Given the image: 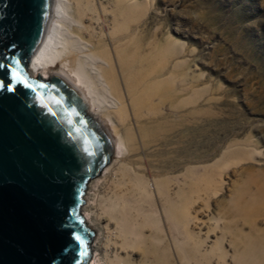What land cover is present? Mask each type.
I'll return each mask as SVG.
<instances>
[{
    "label": "rangeland",
    "instance_id": "374dc122",
    "mask_svg": "<svg viewBox=\"0 0 264 264\" xmlns=\"http://www.w3.org/2000/svg\"><path fill=\"white\" fill-rule=\"evenodd\" d=\"M84 2L86 25L118 29L104 41L123 47V82H139L164 56L140 156L127 162L128 175L111 173L100 197L126 193L140 177L162 235L171 234L172 264H264V0ZM159 182L188 221L167 220ZM91 231L92 245L101 234Z\"/></svg>",
    "mask_w": 264,
    "mask_h": 264
},
{
    "label": "water",
    "instance_id": "95a60500",
    "mask_svg": "<svg viewBox=\"0 0 264 264\" xmlns=\"http://www.w3.org/2000/svg\"><path fill=\"white\" fill-rule=\"evenodd\" d=\"M51 6L0 0V83L15 86L0 88V264H89L94 232L80 206L113 155L68 81L28 77Z\"/></svg>",
    "mask_w": 264,
    "mask_h": 264
},
{
    "label": "bare ground",
    "instance_id": "6f19581e",
    "mask_svg": "<svg viewBox=\"0 0 264 264\" xmlns=\"http://www.w3.org/2000/svg\"><path fill=\"white\" fill-rule=\"evenodd\" d=\"M89 9L90 4L84 0H52L47 28L31 58L28 77L34 80L40 74L41 80H49L50 75L56 74L64 78L85 102L86 116L100 123L111 139L113 161L87 183L88 201L81 210L87 228L101 234L91 245L93 258L91 255L89 264H172L171 243L167 239L171 234L162 235L167 229L161 227L157 210L151 206L153 196L148 195L140 177L133 176L132 190H120L108 199L100 197L102 185L111 173L119 170L128 175L127 162L140 156L145 138L143 120L151 114L149 100L158 82L153 75L160 67L159 57L164 56L150 60L151 66L139 74V82H123L118 68L123 47H111L104 41L116 37L118 29L107 26L97 32L86 25L83 18ZM131 57L139 60L137 53ZM157 189L165 202L162 209L167 220L188 221L186 208L171 201L166 183L159 182ZM162 250L165 255H158ZM196 252L200 254L199 249Z\"/></svg>",
    "mask_w": 264,
    "mask_h": 264
},
{
    "label": "snow or ice",
    "instance_id": "6c2138e0",
    "mask_svg": "<svg viewBox=\"0 0 264 264\" xmlns=\"http://www.w3.org/2000/svg\"><path fill=\"white\" fill-rule=\"evenodd\" d=\"M12 63L15 64V63H17V61L13 60ZM13 77L15 78V72H14V70H13ZM0 88L6 89L9 92H15V86L12 85L10 82L8 84H2V83H0ZM76 240L77 241H80L81 238L79 236H76Z\"/></svg>",
    "mask_w": 264,
    "mask_h": 264
}]
</instances>
